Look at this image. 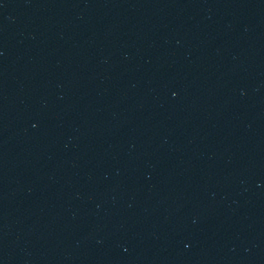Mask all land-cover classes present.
Here are the masks:
<instances>
[{
  "label": "water",
  "instance_id": "1",
  "mask_svg": "<svg viewBox=\"0 0 264 264\" xmlns=\"http://www.w3.org/2000/svg\"><path fill=\"white\" fill-rule=\"evenodd\" d=\"M0 264H264V0H0Z\"/></svg>",
  "mask_w": 264,
  "mask_h": 264
}]
</instances>
